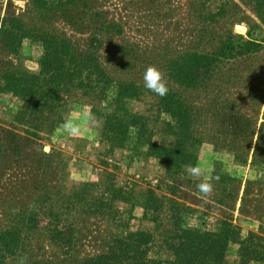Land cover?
Wrapping results in <instances>:
<instances>
[{"label": "rangeland", "instance_id": "obj_1", "mask_svg": "<svg viewBox=\"0 0 264 264\" xmlns=\"http://www.w3.org/2000/svg\"><path fill=\"white\" fill-rule=\"evenodd\" d=\"M10 15L31 34L68 38L95 54L109 77L135 83L140 93L125 105L143 116L148 140L172 147L175 124L162 97L143 87L145 69L158 67L190 112L189 150L213 191L200 193L186 166L169 172L135 133L120 147L106 140L109 99L71 89L59 110L30 126L16 121L21 100L0 92V236L12 228L20 237L5 264H76L126 230L151 232L159 242L176 232L175 222L219 231L228 221L243 236L264 233V161L254 159L264 124V47L219 63L191 86L173 77L185 55L211 52L230 32L264 40L253 0H0V20ZM43 55L28 36L16 55L0 49V74L38 73ZM69 119L79 125L75 134L63 128ZM147 206L157 208L150 213L157 222L144 218ZM60 230L70 243L56 240ZM238 248L230 245L225 264L236 263ZM159 256L166 261L169 253L162 248Z\"/></svg>", "mask_w": 264, "mask_h": 264}, {"label": "trees", "instance_id": "obj_2", "mask_svg": "<svg viewBox=\"0 0 264 264\" xmlns=\"http://www.w3.org/2000/svg\"><path fill=\"white\" fill-rule=\"evenodd\" d=\"M253 2L255 11L264 24V0ZM28 36L35 38L44 48L40 71L30 73L8 68L0 74V92L11 94L22 102L17 122L28 123L30 126L41 123L47 115L63 106V95L76 88L84 90L86 95L96 94L101 100H110L112 106L110 112L103 116L102 135L115 146L125 145L135 133L139 141L149 144L151 155L166 161L169 172L196 164L197 157L189 150V145L195 141L190 134V112L177 94L169 91L162 97L164 111L175 124V145L167 147L154 144L148 140L149 129L143 122V116L131 112L124 103L125 99L139 95L140 90L135 83L112 79L95 54L79 51L66 37L47 32L31 34L17 16H4L0 20V49L6 53L18 54L23 39ZM263 47L264 40L245 39L230 32L221 37L218 47L211 52L185 55L174 68V80L183 86L194 85L219 63L258 53ZM11 133L16 139V134ZM263 137L264 124L259 132L255 160L260 158L264 161ZM19 152L16 145L15 153ZM153 210L156 211L157 208L147 206L144 218L157 222L158 219L150 214ZM174 224L176 232L159 242L151 232L126 230L113 239L106 251L76 264H225L232 243L239 245L235 264H264V233L249 231L243 236L241 230L228 221L222 223L219 231H201L183 227L179 222ZM63 233L65 236H60ZM58 234L57 241L65 244L71 242L66 231L60 230ZM19 243L20 237L14 229L2 232L0 264H5L8 255L16 253ZM162 248L169 253L166 261L159 256Z\"/></svg>", "mask_w": 264, "mask_h": 264}, {"label": "clouds", "instance_id": "obj_3", "mask_svg": "<svg viewBox=\"0 0 264 264\" xmlns=\"http://www.w3.org/2000/svg\"><path fill=\"white\" fill-rule=\"evenodd\" d=\"M143 87L160 97L166 96L169 92V87L162 71L154 65H149L145 69L143 73ZM63 128L70 135L79 131V125L75 124L70 119L66 120ZM184 171L189 177L198 179L197 188L200 193L207 196L213 191L212 183L205 176L206 170L199 164H189L185 167ZM201 177H204V179H199ZM19 264H24V260H21Z\"/></svg>", "mask_w": 264, "mask_h": 264}]
</instances>
